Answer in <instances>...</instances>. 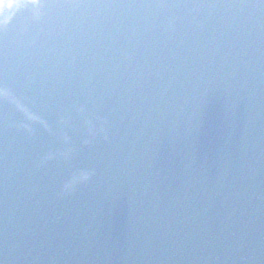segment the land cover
<instances>
[{"label": "water", "instance_id": "95a60500", "mask_svg": "<svg viewBox=\"0 0 264 264\" xmlns=\"http://www.w3.org/2000/svg\"><path fill=\"white\" fill-rule=\"evenodd\" d=\"M263 76L264 0H0V264H264Z\"/></svg>", "mask_w": 264, "mask_h": 264}]
</instances>
